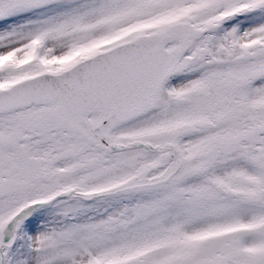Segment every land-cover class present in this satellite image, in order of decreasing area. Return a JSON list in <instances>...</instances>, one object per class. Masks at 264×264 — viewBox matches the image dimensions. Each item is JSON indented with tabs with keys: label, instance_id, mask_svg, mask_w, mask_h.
<instances>
[{
	"label": "snow or ice",
	"instance_id": "6c2138e0",
	"mask_svg": "<svg viewBox=\"0 0 264 264\" xmlns=\"http://www.w3.org/2000/svg\"><path fill=\"white\" fill-rule=\"evenodd\" d=\"M0 264H264V0H0Z\"/></svg>",
	"mask_w": 264,
	"mask_h": 264
}]
</instances>
